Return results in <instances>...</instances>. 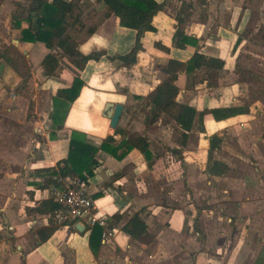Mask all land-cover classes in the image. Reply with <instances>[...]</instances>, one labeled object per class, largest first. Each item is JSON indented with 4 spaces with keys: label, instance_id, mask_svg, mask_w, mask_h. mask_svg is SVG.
I'll list each match as a JSON object with an SVG mask.
<instances>
[{
    "label": "crops",
    "instance_id": "0c3cea01",
    "mask_svg": "<svg viewBox=\"0 0 264 264\" xmlns=\"http://www.w3.org/2000/svg\"><path fill=\"white\" fill-rule=\"evenodd\" d=\"M16 1L30 2L0 0V46L13 44L26 56L30 71L23 77L5 61L0 63L5 65L0 74V264H261L258 258L264 233L259 236L262 230L254 222L257 219L245 218L248 211L260 209L258 203L244 199L242 189L234 194L225 189V199L238 218L234 225L232 216L222 214L223 208L219 207L216 214L214 206L206 207L198 201L193 185L197 176L191 174L189 166L194 151L208 152L210 147L204 127L195 132L193 128L187 144L180 146L166 136L174 125L179 128L173 119L162 115L158 121L147 123L146 115L137 111L148 93L168 76L158 66L167 65L171 59L186 62L197 49L223 58L225 65L219 70L180 73L177 100L209 115V121L211 108L236 106L235 101L228 102L238 101L237 87L226 86L223 98L211 97L206 90L211 85L209 76L218 72L217 81L222 83L240 61L238 50L253 16L252 6L248 7L246 0H202L201 4L198 0H166L164 9L153 19L157 30L145 32L143 48L131 67L124 66L116 56L132 49L137 32L122 26L113 14L78 47L85 55L102 52L99 59H91L84 69H78L63 58L58 74L46 76L42 63L50 50L42 42L21 41V28L12 24ZM89 1L94 4L89 10L103 8L98 0ZM185 2L184 21L178 25L177 15ZM21 25L26 28L29 23L23 19ZM178 26L197 40L198 47L187 44L180 48L175 44ZM199 72L204 75L192 80ZM75 77H80L84 86L76 100L60 109L67 111L58 128L52 118L54 100L59 89L72 86ZM110 103L124 105L118 126L150 139L152 166L137 149L121 159L106 150L98 151L89 178L96 210L107 218L105 227L82 224L84 229L80 230V223L57 217L58 211L54 215L31 211L43 200H56L55 191L62 187L64 178H58V185L46 186L47 169L68 157L73 131L82 132L97 147L115 133L107 115ZM192 133L198 139L197 147L189 145ZM114 137L117 141L123 138L121 134ZM223 142L222 148L230 146ZM234 156L216 157L229 165L228 172L214 176L216 180H228L225 176L232 172ZM175 160L182 161L180 170ZM197 175L204 176L201 180L208 176L203 172ZM240 179L256 181L248 175ZM180 181L188 186L182 189L184 193L176 189ZM137 212L148 225L153 238L150 243L123 228ZM105 231L112 232L107 239Z\"/></svg>",
    "mask_w": 264,
    "mask_h": 264
},
{
    "label": "trees",
    "instance_id": "16d2710c",
    "mask_svg": "<svg viewBox=\"0 0 264 264\" xmlns=\"http://www.w3.org/2000/svg\"><path fill=\"white\" fill-rule=\"evenodd\" d=\"M103 4L102 9H91L94 4L89 0H30L28 4L21 1L15 2V11L12 15L14 28H21V41L42 42L50 50L43 60V68L46 76L58 74L63 58H67L78 69H84L91 59H99L102 52L83 54L79 50V44L87 40L98 27L111 15L115 14L120 19V24L136 30V42L132 49L123 55H117L124 66L131 67L137 61V54L143 48L142 38L147 31H156L153 24L154 16L164 9L167 1L157 0H98ZM187 3H183L177 15L178 25L184 21L183 14ZM88 12V13H86ZM25 19L29 26L22 28V20ZM174 42L180 48L187 44L198 47L197 40L180 29L178 26ZM159 45V44H158ZM162 48H166L161 45ZM5 61L21 76L26 77L30 71V65L26 56L13 44L4 43L0 46V63ZM225 65V60L200 52L197 49L191 58L184 62L171 59L165 66H158L167 72V78L150 91L145 98L144 110H147L146 122L154 123L162 115L169 116L179 126L180 146H185L189 139V133L193 129L196 119L203 115L192 105L177 100L180 88L177 85L179 74L192 73L198 69L219 70ZM84 81L75 77L71 87L59 89L54 100L55 110L52 114L54 122L61 128L66 116L61 112L63 105H67L78 98ZM61 109V110H60ZM215 120L220 121L230 117L249 112L248 106L227 105L210 109ZM115 134H121L122 139L117 141ZM223 138L212 136L208 149V161L206 170L214 175H222L228 172L229 165L224 161L213 159V154L221 149ZM150 139L142 134L131 132L117 126L115 133L106 137L101 147L86 140L85 134L73 131L70 140V151L66 159L58 162L55 167L47 169L49 177L46 186L58 185V178L83 177L93 175L94 166L97 164L96 154L100 149L106 150L116 158H124L133 149L139 150L151 167L153 153L150 149ZM180 153V149H173ZM39 213L50 215L60 210V205L54 198L43 200L36 209H30ZM96 228V227H95ZM126 232L142 240L144 243L152 241V235L148 231L147 223L139 212L133 214L128 223L123 227Z\"/></svg>",
    "mask_w": 264,
    "mask_h": 264
},
{
    "label": "rangeland",
    "instance_id": "374dc122",
    "mask_svg": "<svg viewBox=\"0 0 264 264\" xmlns=\"http://www.w3.org/2000/svg\"><path fill=\"white\" fill-rule=\"evenodd\" d=\"M201 1L202 0H198L200 4ZM24 2L28 1L24 0ZM245 2L248 7L252 6L253 16L246 32L243 34V41L238 50L240 61H238L237 65L232 69L233 72L229 73L227 79L222 83L217 81L219 78L218 72L215 73V75L209 76L211 85L207 87L209 89L206 90V93L211 97L219 96L223 98L222 91L223 93L227 91L225 87L227 86L229 88L232 86V89L235 86L237 87V92L235 94L239 99L238 101L231 100L228 104H232V102L235 101L237 105L241 104L240 106H248L249 112L220 120L218 124L215 123L217 120H215L213 116L210 118L211 121H209V115L203 113L201 117L199 116L196 119L193 127L194 132L198 130V127L199 129L204 127L209 141L212 136H219L223 138V141H227L230 146L224 149L221 145V150H219L218 154H213V159L220 158L221 156H234L236 151L234 156L236 160L235 158L233 161L229 159L233 162L234 167L232 172H229L228 175L225 176L228 178L227 181L224 179L221 181L216 180L214 176L217 175H213L205 170L208 161L210 162L207 151L202 153L194 151L196 155L194 156L192 154L194 161H192L189 167L191 174H196L197 176L196 183L193 185L200 197L198 201L206 207L214 206L216 208H214L216 214H218L219 207L223 208L224 212H222V214L224 216H232V223L234 225L238 218L233 215V207L230 205V201L225 199L224 190L227 189L230 191V194H234L237 190L242 189L245 193L244 199L256 201L260 209L258 208L257 212L248 211L245 218L248 221L257 219L254 220V222H257L259 228L262 230V232L259 233V236H262V233H264V195L261 194V190H264V186L257 185H264V170L261 169L264 168V0H246ZM203 75V72H199L197 75L192 76L191 79L195 80L196 78L197 80V77ZM191 82L192 81H190V83ZM210 92H212L213 95L210 94ZM144 103L145 101L143 100L137 111L146 115L147 110L143 108ZM166 117L168 120H171L169 116ZM235 127H237L238 130H235ZM193 133L189 140V145L190 147H197L198 139ZM166 136L168 140L179 142V128L174 125L170 129V132L166 133ZM223 141L222 144H224ZM234 142L236 144H234ZM164 146L166 147V145ZM156 148L157 146H154V150H156ZM256 152L259 158H257ZM181 162L175 160L177 169H179ZM183 166L185 165L183 164ZM202 172L207 173L208 176L206 180H201L204 176L198 177L197 174L202 175ZM241 175L253 176L256 178V181L241 180ZM179 186L180 187L176 188L179 189V193H184L185 191L182 189L188 188L186 181L184 183L180 181ZM181 190L183 192H181ZM256 191L258 192L256 193ZM196 201L197 199L195 202ZM242 232L244 233V230ZM258 261L264 264V245L259 251Z\"/></svg>",
    "mask_w": 264,
    "mask_h": 264
},
{
    "label": "built area",
    "instance_id": "2783aa9c",
    "mask_svg": "<svg viewBox=\"0 0 264 264\" xmlns=\"http://www.w3.org/2000/svg\"><path fill=\"white\" fill-rule=\"evenodd\" d=\"M62 181V187L55 191V199L61 205L57 217L70 219L74 224L81 223L88 228L107 226V218L100 216L96 210L90 178L75 176L66 177ZM111 235V231L104 232L105 239Z\"/></svg>",
    "mask_w": 264,
    "mask_h": 264
},
{
    "label": "water",
    "instance_id": "95a60500",
    "mask_svg": "<svg viewBox=\"0 0 264 264\" xmlns=\"http://www.w3.org/2000/svg\"><path fill=\"white\" fill-rule=\"evenodd\" d=\"M4 63L0 64V74L2 70L4 69ZM124 105L121 103L118 104H109V108L107 109V115L111 119V126L113 128H116L119 124V121L121 119V115L123 113ZM78 229L83 230L84 226L80 223L78 226Z\"/></svg>",
    "mask_w": 264,
    "mask_h": 264
}]
</instances>
